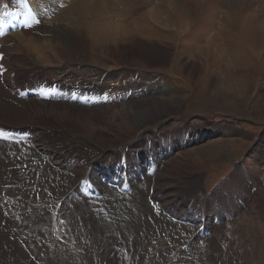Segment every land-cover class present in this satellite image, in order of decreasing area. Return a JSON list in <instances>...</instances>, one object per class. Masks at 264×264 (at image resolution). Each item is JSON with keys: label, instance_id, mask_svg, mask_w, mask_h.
<instances>
[{"label": "rangeland", "instance_id": "374dc122", "mask_svg": "<svg viewBox=\"0 0 264 264\" xmlns=\"http://www.w3.org/2000/svg\"><path fill=\"white\" fill-rule=\"evenodd\" d=\"M65 1L68 2L70 0ZM79 1L75 5H77ZM158 1L162 2V0H130L131 3H129V6L131 7L129 8L132 11L129 12V16H131L130 19L125 17V14H122V19L120 18L119 20L125 23L129 20L132 22L130 28L132 27L135 32H130V37H127L130 43L135 44L136 47L142 46V49L154 45L157 51L161 50L164 52L161 53L162 55L150 54V57H143L141 61L135 63L136 59L134 58H128L122 61L120 59V53L117 50L113 51L116 53H112V57L110 58L105 57L101 53L89 52L87 63L76 64L67 61L68 55L66 51L59 48L52 49L51 54L57 58L59 63L46 68L43 67V65L26 62L28 69L24 68L23 70H26L30 75V77H28L30 79H26L27 81H31L32 84L41 86L42 88H46L47 86L51 87L52 81L59 82L60 80L71 86H75L76 83H105L102 87L97 89L99 92L96 90L92 91V89L80 90L79 93H77L78 98L75 102L63 101L61 97L57 96V98H59L58 100L68 105H73V107L78 109L82 108V110H87L85 105L81 104V98L83 96L94 98L95 101L97 100L96 96H98L99 99L101 98V102L94 105L95 107L93 106L92 109L94 114L95 111H99L98 115L100 114L99 108H101V105L104 103L102 100L112 99L110 100L111 102L120 101L118 98L122 95L123 97L121 98L125 99L127 94H131V96L123 100L124 102L122 104L115 105L116 107L121 105L130 106L131 104L137 105V107L140 105H145L148 108L151 107L150 109L152 110L147 114V116H150V120L148 118L146 120L143 119L144 122L142 121L139 126L141 127V136H137V132H132L134 126L125 124L130 131L128 130V134L122 139L126 143L125 147L128 149H135L137 140L151 137L153 133H156L161 138V141L168 136V143L176 146L178 144L174 143L172 140L178 139V133L186 137L185 132L188 131V126H190L189 129H193V133L196 132V127H204V133L210 134L207 138L204 137V139H202L203 141L197 142L193 140L191 143L188 142L190 139L185 140L184 138L185 143L187 142L190 144L184 148L178 145V150H175L173 154H171L170 158L178 153L176 157L174 156V158L178 160V173H173L168 169L165 170V173H169L170 178L174 179V181L175 178L181 181L184 180L181 178L182 176L188 177L196 174V178L190 180V185L193 184V190H195L196 180L200 181L198 188L201 197L203 194H207L208 198L213 195L212 199H214L215 196L222 195V197H219L218 211H220L221 207H229V202L233 209L239 211L233 204L235 203L233 202V196H236L234 199L238 197V195L233 194L235 193V191H233L235 187L237 192L239 186H241L240 196L243 193H249V191H253L250 193L254 196L253 198L251 196L247 204V211L238 214V219L234 223L228 224V221L226 222L224 220L225 217H221L219 224L225 223L224 225H213L214 230L207 238L196 240L187 254L191 260L188 261V263L264 264V221H262V218L264 220V196H261L262 194L264 195V63L262 62V58L260 54L258 52V54H256L248 44H242L234 30L235 26L232 21L234 17L231 16V19L222 9L218 12L217 22L215 21L216 25L211 28V32L214 33L213 37L218 35L216 37H218L219 41H216L217 44L208 41L210 43L209 46H205V42L209 38L205 39L204 35L198 38V33L200 34V32H198L200 13H196V15L194 14L195 16L189 17V22L185 20L187 24L184 27L187 29H182L184 33H181L179 26L178 33H176L177 30L175 32L174 29L158 28L156 25V29L155 27L152 29V25L149 28L147 26L142 27V23L139 22L140 16L143 14L142 12H145L147 9L151 10L152 7H150V5L153 6L152 4L155 2L159 3ZM32 6L35 9V5L32 3L29 12L33 13L40 23L43 21H51L54 17L59 18L62 14V12L60 13V11H57L58 8L59 10L62 8L60 3L55 7L56 9L54 8L50 15L48 14L49 16L39 10H33ZM259 9L262 11L264 10V0H262ZM262 13L264 14V12ZM226 16L227 21H224ZM76 27L77 30L78 26L76 25ZM160 29L167 31H162ZM84 31L85 27L83 29V32ZM219 31L221 33H219ZM31 35H35V31L25 36L29 38ZM43 36L49 39L52 38L50 34L42 35V37ZM190 36L196 37L193 39V44L201 47L199 51L197 50L194 52V56L198 59L199 63L197 62V70L194 69L192 72H189L184 65L186 61L185 56L187 57V51L190 50L183 51L184 49L181 48V42L190 40ZM84 42H86V40H84ZM112 44L113 43H111V45ZM37 46H32L29 50ZM123 46L126 45L124 44ZM218 48L223 49L221 52L224 59L226 58L227 62L230 64L231 70L242 71V74L246 76L245 81L239 83V85L236 84V86L233 82L213 83L212 70ZM74 55L73 53L70 56ZM118 56L120 58H118ZM136 56L139 55L137 54ZM108 67L111 68L108 69ZM106 70L108 74L105 79L104 71ZM102 71L104 73H102ZM37 72L40 73L42 79L46 80L43 81L42 84L38 82L34 75ZM110 74L111 76L108 77ZM130 81L136 86L133 88V85H131V87L125 88ZM122 82L125 83L124 88L122 86L117 87L118 83L121 84ZM112 85H114V87H112ZM106 87H108L109 90L104 91ZM131 90L137 93H132ZM107 92L109 94L106 96L104 93ZM5 93H8L7 90ZM155 99L158 105H154L153 102L151 103V101ZM36 100L39 101V99ZM44 102L45 104L50 102L49 97L46 95ZM107 103H109V101ZM3 117H5V115L0 114V119ZM23 119L28 122L27 118L23 117ZM151 120L152 123L150 122ZM22 122L23 121H20L18 123ZM17 126H19V124L16 123V118L6 123L8 130L26 129L23 125ZM111 127L112 129H116L114 126ZM232 128L235 129V135L230 137V133L227 131H231ZM176 129H178L177 132H175ZM164 131L167 133H164ZM256 133L258 135H256ZM216 136L222 137L218 138ZM238 139L241 140L240 143H237ZM149 142L150 150H152L155 144L153 141ZM144 143L145 140L143 141V144ZM46 144H49V140L46 141ZM163 146H165V144H160L159 147ZM18 149L17 147L9 149L4 145H0V176L5 180H9L10 178L6 176L11 174L16 176L15 166L17 160L21 159L22 156H24L22 158H30L29 160L32 158L28 149ZM111 149L115 151L114 146H112ZM114 151H108L107 154L110 155ZM47 153L51 156L53 151L49 149ZM54 154L62 157L59 152ZM145 157L146 156L142 158ZM39 158L41 161L45 162L46 157ZM96 160H98V158ZM171 161L174 160L165 159L166 163ZM247 161H250L248 166ZM240 166H246L247 175L257 179L255 186L252 185V179H250L249 176L241 178L242 175L244 177L246 174L243 170V172L241 171L242 168ZM28 169L29 166L25 168V170ZM183 169L187 170L183 171ZM50 170L42 171L44 174L41 173L42 175L40 174V177L37 179L33 174L27 175V173L22 170L20 173L21 175L19 174V180L17 182L15 181V184L11 186L13 189L7 186L0 187V232H2V240L0 242L7 246L6 248H1L0 246V264H7V262L11 261L5 258L10 253H12L14 259H16L15 257L18 255L17 262L20 260L27 262L28 258H31L30 260L35 264H39L40 257L46 259L47 255L48 258L51 257L49 258L50 264H129L126 254L129 248L131 250L132 234L136 228L142 227L140 222L145 220L147 216L146 210H144L147 190L143 189L144 184H142V181H139V187L141 186V190L143 192L145 191L144 195H141L142 191H136L132 186L131 189L136 193L125 198H119L108 188L103 193V197L105 198L100 202V206L109 205L118 215V219L116 220L119 221L118 224L120 228L122 226L123 233L121 232V237L119 226L114 224L113 228L110 227V224L102 215L103 210H101L100 213L98 210L99 208H92V203L88 205V203L85 202L87 204H85L84 211H81L82 213L78 210L76 211V203L65 206L58 220H52V215L48 211L47 203L43 199L41 200L40 197L38 198V195L35 193V191L42 192V189L44 192H52V187L56 186L57 181L58 184H61L57 174H54V176L51 175L53 174V167ZM156 170H158V167ZM235 173L242 174L238 175L233 180ZM259 174L260 176H258ZM224 175L227 176L224 177ZM49 177H52V181ZM230 181L232 183H230ZM135 182H137L138 185V179ZM243 183L245 185H242ZM40 184L43 186L42 189H37L36 185L39 186ZM33 186L34 190L32 189ZM157 186L159 185L157 184ZM171 186L172 184H170V188ZM207 191H209V193ZM176 193L177 191L169 190V195L173 198ZM237 193H239V191ZM49 194H53V192ZM32 195L36 197L32 198ZM227 198H229L230 201L226 200ZM238 199H240V197H238ZM105 200L107 201L105 202ZM121 201H123V203H120ZM208 201L210 202L211 199H208ZM120 204L125 205V210L127 209L126 213H124V208ZM215 209H213L214 215ZM61 219L64 221L63 224L60 223ZM135 236H137V233ZM32 246L33 248L35 246H40L42 248V250L39 251L40 254L35 250L32 251ZM164 253H167V255H163ZM177 256L178 244L168 241L165 236L157 235L155 239L145 247L143 259L140 264H177ZM32 257H34V259H32ZM45 259L41 261V264L46 262ZM20 262L19 264H21Z\"/></svg>", "mask_w": 264, "mask_h": 264}, {"label": "bare ground", "instance_id": "6f19581e", "mask_svg": "<svg viewBox=\"0 0 264 264\" xmlns=\"http://www.w3.org/2000/svg\"><path fill=\"white\" fill-rule=\"evenodd\" d=\"M78 1L79 0H70L68 2H66L65 0H58V1L28 0V4L33 3L37 11L39 10L40 12L46 15L48 14L50 15L53 12L54 8L57 5H59V3L62 6L64 3L67 5V8L64 10L63 9L59 10V8L57 9V11H60V13L62 12L59 18L54 17L55 19L53 18L51 21H47V22L43 21L41 23L40 22L37 23V21H39L38 18L35 17L33 13H30L29 11L27 12L26 9L24 10V7H28V4L25 3V1L18 2V0H0V20H3L5 23L6 21H8L7 24L5 25L6 32H8V35L2 41H0V44L2 45L1 48L6 53V59L4 61L7 62L11 71L15 73L16 71H18L19 73L18 76L15 77V79L25 80L26 78L30 77L29 73L26 70H23L24 68L28 69L26 62H32L36 65H43V67L46 68L54 66V64H58L59 62L57 58L51 54L52 49L59 48L61 50L66 51L68 55L67 61L76 64L87 63L89 52L98 53V54L101 53L105 57L110 58L112 57L111 56L112 53H116L113 51L117 50L119 51L121 57L120 58L118 56V58H120L122 61L127 60L128 58H132V59L134 58L136 59V62L134 61L135 63L141 61L143 57H148V56L150 57L151 55L160 56L162 55L161 53H164L161 50L157 51L154 45L150 46L149 48L142 49V46H139L140 48L136 47L135 44H132L128 41L129 38L127 37H130V32H135L132 29V27L130 28V26H132L131 25L132 22L131 20H129L126 21L125 23V22H121L119 19L120 18L122 19V14L127 15V17L130 15L129 12L132 11L129 8L131 7L129 6V3H131L132 1L130 2V0H80L79 3L75 5ZM261 3L262 0H162V2L160 1L159 3L157 2L153 3L152 4L153 6L150 5V7H152L151 10L147 9L145 12H142L143 14L140 16L139 22L142 23V27L147 26L149 28L152 25V29H154L153 27H155L156 25L158 28L174 29L175 32L177 30L176 33H178V26H179L181 33H184V30L187 29L184 26L187 24V22L190 21L188 20L189 17H193L194 14L196 15V13H200L199 16L200 24L198 26L199 29L198 32H200V34L197 32L199 36L198 38H200L201 35H204L205 39L209 38L205 42V46H209L210 43L212 42L216 43V41H219L218 37H216L218 35L213 37L214 33L211 32V28L216 25L215 21L217 22L216 19L218 17L217 16L218 12L220 9H222L225 11V13H227V16L234 17V19L232 20L235 26L234 30L237 36L239 37V39L241 40L242 44L244 43L248 44L250 48L254 52H256V54L259 53L262 58V62L264 63V14L262 13L264 12V10L262 11L259 9ZM21 6H24L22 11L20 9L19 13L16 15V7H21ZM35 9L33 7V10ZM7 13H10V15L12 16L14 15L16 16L10 19V17L6 16ZM227 16L225 17L226 19L224 21H227ZM185 20H187V22H185ZM76 25L78 26L77 30H76L77 28ZM84 27H85V31L83 32ZM32 31H35V35L33 36L31 35V37L26 38L28 36L25 35L28 33H32ZM162 31H167V30H162ZM219 33L221 32L219 31ZM47 34H50L53 39L51 38L52 39L51 40L44 36L42 37V35H47ZM195 38L196 37L190 36V40H187L186 42L184 41L181 42L182 43L181 48L184 49L183 51L190 50L187 51L186 54L187 57L185 56L186 61L184 63L185 68L189 72H192L194 69L197 70L198 59L195 58L194 52L197 50L199 51V49H201L200 46H196V44L195 45L193 44L194 43L193 39ZM84 40H86V42H84ZM111 43L113 44L111 45ZM119 43H123V44H119ZM124 44L126 46H123ZM32 46H37V47H33L32 50H29L30 48H32ZM138 48L141 50H139ZM221 50L223 49L218 48V51H216L214 58L215 61L212 70L213 83L233 82V84L235 83L234 84L235 86L236 84L239 85V83L245 81L246 76L242 74V71L240 72L239 70L238 71L231 70L230 64L227 62L226 58L224 59ZM73 53L75 55L70 56ZM137 54L139 56H136ZM130 55H134V56H130ZM109 68L111 67H108V69ZM104 72L106 79L107 77L106 75L108 74V71L106 70ZM104 72L102 71V73ZM36 74H34L35 77L37 78L38 82L42 84L44 79L41 78L39 72H37ZM110 76L111 74L108 77ZM51 84L53 85L54 83ZM83 84L85 88H82L81 90L92 89V91L93 90L98 91L97 89L102 87L105 83L103 85H99L98 87L90 86L88 88H86L87 84L85 83ZM124 84H125L124 82H122L121 84L118 83L117 87L122 86L124 88ZM131 85H133L132 86L133 88L134 86H136L130 81L127 83L125 88H128L129 86L131 87ZM62 87L65 88L64 89L61 88L62 90L59 92L60 94L58 96L61 97L63 101L73 102L67 100L66 98L68 97L71 99L70 91L66 92V90H69L68 86L62 85ZM107 90H109L108 87L104 89V91ZM5 91L6 90L1 86L0 114L5 115V117L0 119V124L2 128L8 130L6 127V123H9L13 118H16V123L19 124V126L23 125L26 128L24 130H27L28 132H32L34 136L35 134L40 135V139L38 140L36 138L34 143L44 144L46 153L49 152L50 149L53 151V153L59 152L61 154L64 152L65 155L68 154V158H66L65 155H63L62 157L57 155V158H48L51 157L49 154L48 156H46L45 161L47 158L49 160H52L51 166L57 168L61 172L59 178L60 180L59 182H61V184L60 183L58 184V181L56 182V186L52 187L53 194L35 191L38 197L44 199L45 202H48L50 200L57 201L60 197H62L64 192L70 190V188L73 187L78 180L87 177V170L86 171L83 170L85 169V167L89 165H98V166L103 165L104 171L102 172L95 171L91 174L92 178L103 179L105 177L110 178L112 174H117L115 168H113V164L117 162L121 157L130 156L131 160L129 161V167L131 168L136 167V171H139L143 169L145 164V158L147 157L150 160L154 158L153 165L154 168L156 167L157 169L158 167L157 165L160 162L159 157L161 156L163 160L162 163L159 164L160 165L159 172L162 171L163 169L162 173L160 175L156 173V175H154L152 178H148L147 180L148 182L146 186L147 196L144 201L145 202L144 210H146L147 215L150 216V221L147 218V221L142 220L140 222V225L145 226L142 229V233L144 232V228H147L148 231H146L143 235L141 233L142 236L140 238L138 237L139 245L135 247L133 257H132V253H130L131 250L129 246L127 253L128 255L130 253L129 258L131 259L132 264H140V262L137 261L136 259V253H137L136 251L138 247L141 246L142 244H145L149 236L151 238L152 235H155L160 230V228L169 229L170 227V230H168L167 234L170 235L175 234L177 237L178 235H180L183 237V239L185 238L188 239L190 233L185 232L182 227L178 226L176 223H173L171 221L172 214L167 213L159 218H157L156 215L155 216L153 215L152 210L149 206L148 195H150L152 199L155 198L154 200H160L162 203H169L171 209L172 210L174 209V212L178 211V209L183 204H184L183 208H185L186 205L190 204L189 199H185L183 197L182 195L183 192L178 191L179 189L184 190L183 188H178L179 179L177 180L175 178L174 181V179L170 178L169 173H165V170L168 169L171 170L173 173H178V169H177L178 160L174 158V156L176 157V155L178 154L177 153L178 151L176 152L177 154L172 156L173 158L172 157L170 158L171 154H173L175 150H178V145L184 148L188 146L193 140H196L197 138H191L190 140H188V142L190 143L187 142L185 143L184 141L185 135H181L180 133H178V139L172 140L174 141V143L178 145L173 146L172 144L168 143L169 141V138H167L168 136L163 138V140L161 141L160 140L161 138L156 133H153L151 137H146V139H140V140L136 139L137 140V142L135 143L136 148L128 149L125 147L126 143L124 142L123 139L124 136L128 134V130L130 131V129L126 127L127 125L125 126V124H128L129 126H134L132 132H137V136L139 135L141 136L142 132L140 133L141 127L139 126L141 125L143 119L146 120L148 118L150 120V116H147V114H149L150 110H152L150 109L151 107L148 108L145 105L143 106L140 105L137 107V105H133V104H131L130 106L121 105L119 107H116L115 105H120V104H116L117 101L114 102L109 101L108 105L102 104L101 108H99L100 114L98 115L99 111L98 112L95 111L96 114L95 115L94 111L92 110L93 106L88 107L86 105L85 107L87 108V110H82V108L78 109L76 107H73V105H68L65 102L58 100L59 98H57V96L49 97L50 102L48 104H45L44 102L45 95H42L41 92L37 90H35L37 95L35 94L34 97L23 100H19L17 99L16 96H12L10 91L7 90L8 93H5ZM76 93H79V91H76ZM104 94H106L107 96V94L109 93L107 92ZM75 96L76 98H78V95ZM127 96H131V94H127ZM120 97L123 96L121 95ZM125 98L127 97L125 96ZM36 99H39V101ZM96 99H97L96 101L94 100V105L101 102L100 101L101 98L99 99L98 96H96ZM105 101L106 99L103 100V102ZM152 102L154 103V105H158L156 99L151 101V103ZM23 117L27 118L28 122H26L23 119ZM20 121L23 122L18 123ZM150 122L152 123V120ZM111 126L116 127V129H112ZM187 129L188 131H186L185 133L191 132L188 127ZM177 131L178 129L175 130V132ZM165 132L166 131H164V133ZM187 136L188 135L186 134V137ZM47 140H49V144H46ZM144 140L145 143L143 144ZM149 141L151 142L153 141V143L155 144L152 150H150ZM160 144H165V146L159 147ZM0 145H4L9 149L14 148L12 146H8L7 144H3L1 142ZM112 146L115 147V151L111 149ZM27 149L29 150L28 152H30L32 156L31 160H29L30 158L29 159L22 158L24 156H22L21 159L17 160L15 166L16 176L14 174L6 176L7 178H10L9 180H5L0 176V187L7 186L8 188H10L11 186H13L15 184V181L17 182L19 180L20 178L19 174L21 173L22 170L25 171L27 175L33 174L37 179L40 177L42 171L44 170L49 171L52 168L50 165L48 166V164L40 160L39 157L41 156L40 154L38 156L35 146L34 147L32 146L30 149L29 148ZM108 151H114V152L108 155L107 154ZM89 156L91 157L88 158ZM144 156L146 157L142 158ZM97 158L98 160H96ZM165 159H173L174 161L166 163ZM249 164L250 161H247V166ZM27 166H29V169L25 170ZM186 170L187 169H183V171ZM53 171L55 170L53 169L52 172ZM74 174L79 176L77 180L75 179ZM241 174L235 173L233 176V180L235 177ZM245 174L247 175L248 173L245 172ZM51 175L54 176V172ZM258 176H260V174ZM49 178L51 179L52 177ZM146 178L140 177L139 181L143 182ZM241 178H245V177H243L242 175ZM250 179H252L251 180L252 185L255 184L257 181L256 178L250 177ZM136 180L137 178H132L131 186L134 189H136V191H142L140 188L141 186L139 187L140 184L137 185V182H135ZM196 182L197 183L195 190H193V184H191L185 190L189 188L191 193L197 191L199 189L198 186L200 184V181L196 180ZM97 183L98 186L101 188L102 193H104L107 188L103 186L100 183V181H98ZM230 183L232 182L230 181ZM42 184H40L39 186L36 185L37 189L38 188L42 189L43 187ZM150 184L151 187L149 188ZM157 184L159 186H157ZM170 184H172L171 188H170ZM232 185L230 186L233 187ZM242 185L245 184L243 183ZM10 189H13V187H11ZM170 189L172 191H177V193L174 194V198L169 195ZM234 190L236 191V187L233 189V191ZM238 191L239 193L237 194H240L241 186H239ZM144 194L145 191L144 192L142 191L141 195ZM245 194L247 195V192ZM74 195L75 193L70 196L71 198L69 199V205L76 203L75 204L76 211L77 210L80 212L84 211L85 209L84 207L86 205L85 204L83 205V203H85L86 201L81 198L78 199L79 201H76L73 198L76 197ZM192 196L190 195L189 197ZM249 196L250 194L248 196H245V198H248ZM240 200L244 201L243 194L241 195ZM106 201L107 200H105V202ZM120 203H123V201H121ZM65 204L66 203H63L62 208L66 206ZM233 204L238 208V205H236V203ZM120 205L124 208V213H126L127 209L125 210V205L124 204H120ZM213 209L215 208L213 207ZM213 209L211 211V215L213 219L212 228L215 225H218L217 223L214 222V218H216L217 215L216 213L214 215ZM204 210L205 212H208L209 210L207 202H205ZM142 222L144 223L142 224ZM156 224L159 226V228L156 227ZM1 235L2 232H0V241L2 240ZM196 240L197 237H195L193 242H195ZM0 246L1 248L7 247L1 242H0ZM33 250L39 253V251L42 250V248L40 246H35L32 249V251ZM5 258L11 260L10 262H7V264H19V262L21 261L20 260L19 262H17L16 260L18 258V255H16L15 257L16 259H14L12 253L7 255ZM42 258L43 257L39 258V264H41L42 263L41 261L45 259ZM49 258L47 255L45 259L46 262L43 263L50 264ZM30 259L31 258H28L27 262L21 261L20 263L35 264Z\"/></svg>", "mask_w": 264, "mask_h": 264}, {"label": "snow or ice", "instance_id": "6c2138e0", "mask_svg": "<svg viewBox=\"0 0 264 264\" xmlns=\"http://www.w3.org/2000/svg\"><path fill=\"white\" fill-rule=\"evenodd\" d=\"M37 23H39V21H37ZM0 73H2V68H0ZM60 223H61V224L64 223L63 219L60 220Z\"/></svg>", "mask_w": 264, "mask_h": 264}, {"label": "crops", "instance_id": "0c3cea01", "mask_svg": "<svg viewBox=\"0 0 264 264\" xmlns=\"http://www.w3.org/2000/svg\"><path fill=\"white\" fill-rule=\"evenodd\" d=\"M250 194V192L249 193H247V195L245 194V193H243V195H245V196H248ZM220 195V194H219ZM245 196H244V200H245ZM238 197H241L239 194H238Z\"/></svg>", "mask_w": 264, "mask_h": 264}]
</instances>
